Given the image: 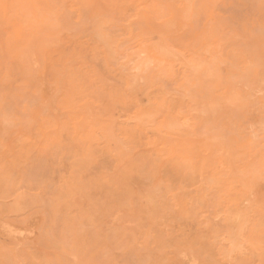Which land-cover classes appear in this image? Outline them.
Wrapping results in <instances>:
<instances>
[{
	"label": "rangeland",
	"instance_id": "374dc122",
	"mask_svg": "<svg viewBox=\"0 0 264 264\" xmlns=\"http://www.w3.org/2000/svg\"><path fill=\"white\" fill-rule=\"evenodd\" d=\"M262 163L264 0H0V264H264Z\"/></svg>",
	"mask_w": 264,
	"mask_h": 264
},
{
	"label": "bare ground",
	"instance_id": "6f19581e",
	"mask_svg": "<svg viewBox=\"0 0 264 264\" xmlns=\"http://www.w3.org/2000/svg\"><path fill=\"white\" fill-rule=\"evenodd\" d=\"M4 17H6V16H4ZM134 17H135V16H134ZM126 25H127V24H126ZM3 30H4V28H3ZM164 46H165V45H164ZM165 48H166V47H165ZM176 49H178V48H176ZM161 50H162V49H161ZM171 52H172V51H171ZM166 53H168V51H167ZM172 53H173V52H172ZM189 53H190V52H189ZM189 59H190V58H189ZM194 67H195V66H194ZM208 95H209V94H208ZM195 110H196V109H195ZM195 110H193V111H195ZM248 116H249V115H248ZM125 134H126V133H125ZM247 137H248V136H247ZM248 138H249V137H248ZM185 139H186V138H185ZM223 140H225V139H223ZM227 140H228V139H227ZM241 140H242V139H241ZM229 141H230V140H229ZM247 141H248V139H247ZM247 141H246V142H247ZM130 142H131V141H130ZM242 142H243V140H242ZM246 144H247V143H246ZM229 146H230V145H229ZM240 146H241V145H240ZM242 146H243V145H242ZM242 146H241V147H242ZM244 146H245V144H244ZM244 146H243V147H244ZM238 147H239V146H238ZM238 147H237V148H238ZM246 147H247V146H246ZM240 149H242V148H240ZM240 149H239V150H236V152L240 151ZM243 149H244V148H243ZM247 149H248V148H247ZM200 150H201V149H200ZM243 152H244V151H243ZM208 153H209V152H208ZM241 153H242V152H241ZM244 153H245V152H244ZM242 154H243V153H242ZM233 155H234V154H233ZM245 155H246V154H245ZM245 155H244V156H245ZM241 156H242V155H241ZM257 156H258V154H257ZM235 157H236V156H235ZM246 159H247V158H246ZM255 159H256V158H255ZM214 160H215V162H216V159H214ZM244 160H245V159L242 160V158H241V161L244 162ZM201 161H202V160H201ZM219 161H220V160H219ZM219 161H218V163H220ZM245 161H248V160H245ZM256 161H257V160H256ZM253 163H254V162H253ZM255 163H256V162H255ZM258 163H259V162H258ZM262 164H263V163H262ZM263 165H264V164H263ZM211 166H212V165H211ZM211 166H210V168H211ZM258 166H259V164L257 165V167H258ZM261 166H262V165H261ZM261 166H260V167H261ZM212 167H213V166H212ZM215 167H216V166H215ZM243 167H244V166H243ZM252 167H253V166H251V168H252ZM262 167H263V166H262ZM255 168H256V166H255ZM215 169H216V168H215ZM225 169H226V168H225ZM252 169H253V171H254V167H253ZM212 170H213V169H212ZM257 170H259V167H258ZM208 171H209V170H208ZM251 171H252V170H251ZM253 171H252V172H253ZM258 172H259V171H258ZM260 172H261V171H260ZM263 172H264V171H263ZM263 172H262V173H263ZM209 173H210V172H209ZM256 173H257V172H256ZM260 174H261V173H260ZM210 176H211V175H210ZM253 176H254V175H253ZM260 176L263 177L262 175H260ZM212 177H213V176H212ZM261 177H260V178H261ZM233 180H234V178H233ZM238 180H239V179H238ZM256 180H257V179H256ZM217 181H218V179H217ZM242 182H243V181H242ZM243 185H247V184H243ZM251 188H252V187H251ZM249 190H250V189H249ZM238 191H239V190H238ZM252 195H253V194H252ZM232 197H233V196H232ZM248 199H249V198H248ZM228 200H229V198H228ZM262 200L264 201V199H262ZM241 205H242V204H240V208H241ZM228 209H229V208H228ZM245 209H246V208H245ZM248 211H249V209H248ZM228 212H229V211H228ZM241 212H242V211H241ZM244 212H245V210H244ZM244 212H243V214H244ZM230 213H231V212H230ZM234 213H235V212H234ZM246 215H247V214H246ZM228 216H229V215H228ZM235 216H236V215H235ZM234 218H236V217H234ZM246 218H247V216H246ZM237 219H238V218H237ZM231 220H232V219H231ZM233 220H234V219H233ZM233 220H232V221H233ZM235 221H236V219H235ZM238 222H239V221H237V223H238ZM1 223H2V222H1ZM234 223H235V222H234ZM2 227H3V226H2ZM4 227H5V228H4L5 230H8V228H7L6 226H4ZM4 229H3V230H4ZM1 230H2V229H1ZM237 230H238V229H237ZM233 237H234V236H233ZM241 237H242V236H241ZM235 240H236V239H235ZM233 241H234V240H233ZM255 242H256V241H255ZM185 256H186V253H185ZM186 257H187V256H186ZM184 258H185V257H184ZM194 258H195V257H194ZM192 261H193V260H192Z\"/></svg>",
	"mask_w": 264,
	"mask_h": 264
}]
</instances>
